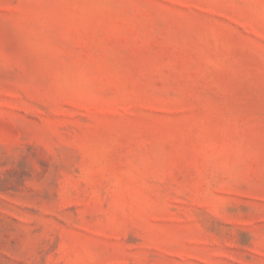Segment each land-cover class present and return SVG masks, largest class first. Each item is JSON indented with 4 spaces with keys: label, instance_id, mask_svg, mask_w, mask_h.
I'll list each match as a JSON object with an SVG mask.
<instances>
[{
    "label": "rangeland",
    "instance_id": "rangeland-1",
    "mask_svg": "<svg viewBox=\"0 0 264 264\" xmlns=\"http://www.w3.org/2000/svg\"><path fill=\"white\" fill-rule=\"evenodd\" d=\"M0 264H264V0H0Z\"/></svg>",
    "mask_w": 264,
    "mask_h": 264
}]
</instances>
